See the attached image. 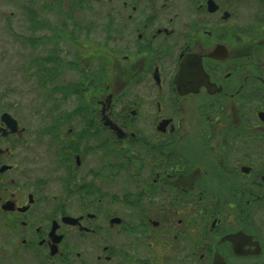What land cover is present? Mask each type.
Listing matches in <instances>:
<instances>
[{"label": "flooded vegetation", "instance_id": "flooded-vegetation-1", "mask_svg": "<svg viewBox=\"0 0 264 264\" xmlns=\"http://www.w3.org/2000/svg\"><path fill=\"white\" fill-rule=\"evenodd\" d=\"M9 1L0 264H264V0Z\"/></svg>", "mask_w": 264, "mask_h": 264}, {"label": "rangeland", "instance_id": "rangeland-1", "mask_svg": "<svg viewBox=\"0 0 264 264\" xmlns=\"http://www.w3.org/2000/svg\"><path fill=\"white\" fill-rule=\"evenodd\" d=\"M18 4L16 6H20L21 0H17ZM9 0H0V10H4L8 13L9 19H6V15H2L0 12V59L2 63L0 64V71L3 74V77L0 78V89L9 91V88L13 89L12 98L10 100L16 101L18 103H23L26 101L32 102L37 98V94L35 93H26L28 86L24 82L23 79L13 76L11 71L9 70V63L11 62V58L18 54L17 49L12 44L14 43L12 35L6 31L5 23H14L18 24L21 22L19 16L10 17L9 13L15 10V5H9ZM3 78V79H2Z\"/></svg>", "mask_w": 264, "mask_h": 264}]
</instances>
